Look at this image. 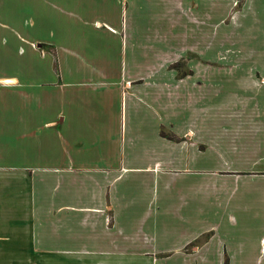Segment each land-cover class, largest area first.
Returning a JSON list of instances; mask_svg holds the SVG:
<instances>
[{"label":"crops","instance_id":"obj_1","mask_svg":"<svg viewBox=\"0 0 264 264\" xmlns=\"http://www.w3.org/2000/svg\"><path fill=\"white\" fill-rule=\"evenodd\" d=\"M0 264H264V0H0Z\"/></svg>","mask_w":264,"mask_h":264},{"label":"rangeland","instance_id":"obj_2","mask_svg":"<svg viewBox=\"0 0 264 264\" xmlns=\"http://www.w3.org/2000/svg\"><path fill=\"white\" fill-rule=\"evenodd\" d=\"M241 2H242V0H236V4H237V5H240ZM218 33H219V36L222 35V31H221V30H219ZM244 34H245V33L243 32V29H241V28H236V30H235V34H234V37H235V38H241L242 35H244ZM219 55H220V57L223 56V51H220V52H219ZM224 65H225V64H224ZM175 66H176V67H180V69H182L183 63H177ZM182 70H183V69H182ZM219 70H220V72H225V71H226V70H225V66H222L221 63H220ZM204 103H205V102H204ZM207 103H208V102H206V104H207Z\"/></svg>","mask_w":264,"mask_h":264}]
</instances>
